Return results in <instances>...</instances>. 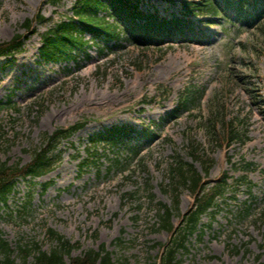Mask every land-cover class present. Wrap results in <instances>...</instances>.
<instances>
[{
	"label": "rangeland",
	"instance_id": "374dc122",
	"mask_svg": "<svg viewBox=\"0 0 264 264\" xmlns=\"http://www.w3.org/2000/svg\"><path fill=\"white\" fill-rule=\"evenodd\" d=\"M77 1L0 0V43L27 35L10 65L0 56V99L6 102L0 109V159L26 164L46 135L86 121L59 145L62 160L54 170L19 178L0 200V238L14 264H34L36 248L55 249L50 229L79 243L64 254L68 264L102 246L118 264L159 261L195 203L181 183L179 162L192 165L207 182L227 174L230 186L217 211L205 214L199 231L188 235V248L177 259L264 264V14L253 25L227 15L207 24L199 14L190 18L185 35L147 44L130 39L109 15L105 20L118 26L120 37L93 43L86 33L89 56L43 60L42 34L76 18ZM139 1L162 16L181 12V0ZM38 15L43 19L36 20ZM186 97L192 98L188 105ZM116 124L155 136L133 140L141 146L137 155L91 140ZM231 130L238 133L233 141ZM93 151L102 154L96 163ZM86 157L89 165L82 169ZM164 204L173 207L177 234L161 226ZM4 257L0 252V264Z\"/></svg>",
	"mask_w": 264,
	"mask_h": 264
},
{
	"label": "trees",
	"instance_id": "16d2710c",
	"mask_svg": "<svg viewBox=\"0 0 264 264\" xmlns=\"http://www.w3.org/2000/svg\"><path fill=\"white\" fill-rule=\"evenodd\" d=\"M49 1L55 4L59 2V0ZM199 2L200 4H197ZM199 2L185 1L183 9L187 14L194 13L195 9H199L200 11L206 10L215 14L220 11V2L218 3L214 0H200ZM201 2L203 3L201 4ZM227 2H230V0H227ZM239 5H242L241 0L239 1ZM104 8L108 9L112 15H116L119 19L131 23L133 30L143 28L142 35L144 37H151L152 35L164 36L168 33L172 34L171 26L176 27L177 32L180 34H184L189 23L188 19L181 20L177 16L172 20H167L164 17L159 18L153 14L148 15L139 8L136 0H79L75 7L77 19L69 18L67 20H61L43 33V42L40 47L41 57L47 61H59L76 59L77 52L80 51L88 55L87 48L90 44L84 38V34L87 32L92 33L94 38L118 36L115 30L111 29L113 25H107L104 18L98 15V12ZM38 17L39 19H43L42 15H38ZM30 23L31 20L25 23L27 29L30 28ZM25 37V34L17 33L10 41L0 43V55L12 57L7 60V63H11L14 55L23 49ZM3 106L4 103L0 100V109ZM84 125V121H79L69 127L56 128L52 133L45 136L44 144L34 150L32 159L26 164L16 163L11 165L7 161L0 159V200L7 199L18 177L42 176L53 170L61 160V154L56 153L61 141L70 137ZM133 130L129 125H116L101 131L99 135L111 145H127L131 147L132 151L138 152L135 147L129 145L135 137L132 134ZM232 133L230 136L231 140L234 134H236L233 131ZM145 135L148 136L149 133ZM88 161L89 159L83 160L81 163L82 168L89 165L86 164ZM92 162L96 161L94 160ZM178 173L181 177V183L185 184L195 195V205L184 215L180 227V235L175 238L172 244L167 246V251L160 263L154 261L151 264H182L181 261H177L178 250L186 248L185 241L187 236L197 230L203 214L209 213L211 210H213L212 212H216V208L219 207L218 199L225 196L228 190L227 188L229 187L227 178H224L222 181L207 188L203 176L199 171L192 165L184 162H179ZM172 209V207L163 205L159 209L161 210L159 216L161 218V226L171 229L174 232V226L171 220ZM49 232L58 241V246L50 252L41 250L40 247L36 248L39 253L35 256L34 264H68L64 259V254L71 252L72 248L77 246L78 243H71L70 240L65 239L52 229ZM0 252L5 253L2 264H14V260L10 257L11 250L8 243L1 238ZM70 264L118 263L113 261L110 251L106 250L105 247H101L98 251L90 249L84 256L71 258Z\"/></svg>",
	"mask_w": 264,
	"mask_h": 264
}]
</instances>
